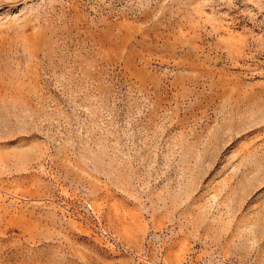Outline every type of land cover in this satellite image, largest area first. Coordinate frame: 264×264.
Wrapping results in <instances>:
<instances>
[{"label": "rangeland", "instance_id": "obj_1", "mask_svg": "<svg viewBox=\"0 0 264 264\" xmlns=\"http://www.w3.org/2000/svg\"><path fill=\"white\" fill-rule=\"evenodd\" d=\"M0 264H264V0H0Z\"/></svg>", "mask_w": 264, "mask_h": 264}]
</instances>
